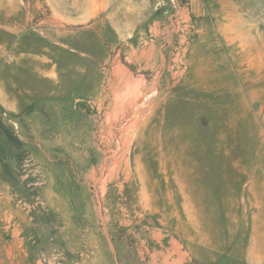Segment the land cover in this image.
Masks as SVG:
<instances>
[{"label": "rangeland", "instance_id": "obj_1", "mask_svg": "<svg viewBox=\"0 0 264 264\" xmlns=\"http://www.w3.org/2000/svg\"><path fill=\"white\" fill-rule=\"evenodd\" d=\"M0 264H264V0H0Z\"/></svg>", "mask_w": 264, "mask_h": 264}, {"label": "bare ground", "instance_id": "obj_2", "mask_svg": "<svg viewBox=\"0 0 264 264\" xmlns=\"http://www.w3.org/2000/svg\"><path fill=\"white\" fill-rule=\"evenodd\" d=\"M118 71V70H117ZM119 72V71H118ZM125 74V73H124ZM128 74V73H127ZM123 76V75H122ZM118 78V77H117ZM127 78V77H126ZM125 79V78H124ZM121 80V79H120ZM126 81V80H125ZM121 82H123V80L121 81ZM116 83V82H115ZM126 83V82H125ZM118 85V84H117ZM120 85H121V83H120ZM122 87V86H121ZM122 89V88H121ZM116 92V91H115ZM116 98V97H115ZM114 99V98H113ZM124 114V113H123ZM120 115V114H119ZM127 116V115H126ZM138 118V117H137ZM132 124H133V122H132ZM131 131V130H130ZM125 146V145H124Z\"/></svg>", "mask_w": 264, "mask_h": 264}]
</instances>
